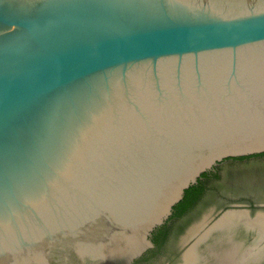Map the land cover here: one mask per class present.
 Instances as JSON below:
<instances>
[{
	"label": "water",
	"instance_id": "95a60500",
	"mask_svg": "<svg viewBox=\"0 0 264 264\" xmlns=\"http://www.w3.org/2000/svg\"><path fill=\"white\" fill-rule=\"evenodd\" d=\"M263 153L264 0H0V264H141Z\"/></svg>",
	"mask_w": 264,
	"mask_h": 264
},
{
	"label": "bare ground",
	"instance_id": "6f19581e",
	"mask_svg": "<svg viewBox=\"0 0 264 264\" xmlns=\"http://www.w3.org/2000/svg\"><path fill=\"white\" fill-rule=\"evenodd\" d=\"M183 264H264V215L226 214L200 234Z\"/></svg>",
	"mask_w": 264,
	"mask_h": 264
},
{
	"label": "rangeland",
	"instance_id": "374dc122",
	"mask_svg": "<svg viewBox=\"0 0 264 264\" xmlns=\"http://www.w3.org/2000/svg\"><path fill=\"white\" fill-rule=\"evenodd\" d=\"M218 172L220 178L214 183L215 189L211 191L213 195L209 192V196L210 194L212 196L206 198L205 202L197 204L185 222L183 230L177 234L176 238L183 236L186 231L189 235L191 231L194 237L190 243L194 244L210 224L205 226L206 221L211 220L213 216H215L213 218L219 216L214 211L218 204L236 202L240 206L255 205L251 216L259 211L264 213V157L240 162L228 161L218 167ZM241 208L247 209L246 207ZM198 231L200 232L197 233ZM162 257L169 264L180 263L170 253H164Z\"/></svg>",
	"mask_w": 264,
	"mask_h": 264
},
{
	"label": "flooded vegetation",
	"instance_id": "af4514ba",
	"mask_svg": "<svg viewBox=\"0 0 264 264\" xmlns=\"http://www.w3.org/2000/svg\"><path fill=\"white\" fill-rule=\"evenodd\" d=\"M230 161H232V160H230ZM226 162H228V161H226ZM200 202H205V200H201ZM234 205H238V204H236V202H229L227 204L226 203L218 204V205H216L217 207H216V209H214V211H216V214L218 216L223 211L232 208ZM196 206H197V204L194 206V208L187 211L186 213H184L180 217L174 218L169 223H167L166 229L161 236V247L159 249H157L154 246L149 252H147L144 255V257L142 258L141 264H169V262L163 260L162 254H164V253L165 254L170 253L171 256H173L175 258V260H179L181 262L182 253L185 250L186 241L188 239L187 238L188 232L186 231L183 236H180L178 238H176V237H177V234L183 230V226H184L185 222L189 219L191 212L196 208ZM242 207L247 208L245 210H247L249 212L250 216L252 215L251 211L255 210V205H249L248 207L246 205L245 206L243 205ZM259 207H261V206H259ZM213 217H215V216H213Z\"/></svg>",
	"mask_w": 264,
	"mask_h": 264
},
{
	"label": "trees",
	"instance_id": "16d2710c",
	"mask_svg": "<svg viewBox=\"0 0 264 264\" xmlns=\"http://www.w3.org/2000/svg\"><path fill=\"white\" fill-rule=\"evenodd\" d=\"M264 157V153L261 155H255V156H249V157H240L236 159H232V161H245L252 158H259ZM230 161V160H229ZM226 161H223L219 163V165L214 168L213 172H207L201 175V177L198 179L197 183L192 186L189 191L186 193V195L183 197V199L180 201V203L177 205V207L172 212L170 218L165 222L164 225H162L156 236V240L153 246H155L157 249L161 247V236L164 233L167 223H169L172 219L178 218L187 211L194 208L196 204H198L201 200H206V198L211 196V191L215 189L214 183L218 181L220 178L218 167L225 163ZM232 174V173H229ZM209 192L211 193L209 196Z\"/></svg>",
	"mask_w": 264,
	"mask_h": 264
}]
</instances>
